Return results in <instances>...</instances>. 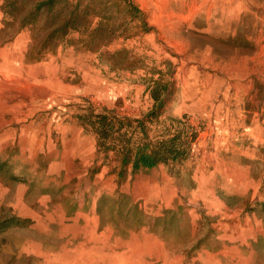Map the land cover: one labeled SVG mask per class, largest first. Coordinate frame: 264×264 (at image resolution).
<instances>
[{
    "label": "rangeland",
    "instance_id": "rangeland-1",
    "mask_svg": "<svg viewBox=\"0 0 264 264\" xmlns=\"http://www.w3.org/2000/svg\"><path fill=\"white\" fill-rule=\"evenodd\" d=\"M133 1L147 25L108 49L138 60L117 71L69 42L36 61L0 1V221L30 220L0 235V264H264V0ZM241 28L254 49L230 41ZM160 77L166 116L199 131L192 159L120 183L76 116L143 118Z\"/></svg>",
    "mask_w": 264,
    "mask_h": 264
},
{
    "label": "trees",
    "instance_id": "trees-1",
    "mask_svg": "<svg viewBox=\"0 0 264 264\" xmlns=\"http://www.w3.org/2000/svg\"><path fill=\"white\" fill-rule=\"evenodd\" d=\"M0 1L6 19L17 22L20 32L27 28L33 31L37 42L34 58L38 62L44 60L50 52H55L60 44L69 42L77 51L97 54L113 71L136 67L138 60L128 50L108 51L117 41L132 38L136 23H141V27L147 25L146 17L133 0ZM230 41L239 47L255 48L245 38L243 28ZM151 80L153 86L149 92L154 106L143 118L119 117L90 108L76 116L85 132L95 136L99 157L108 161L113 154L119 161L120 166L114 173L118 175L120 183L129 175L145 174L161 166L167 167L171 174L176 173L177 169L192 159L199 137V131L193 126L170 115L166 116L167 106L175 94L173 84L164 82L161 77ZM258 84L261 85L260 82ZM11 167L10 160H4L0 155V173H11ZM99 172V168H95L92 175ZM10 175L14 181L27 182L16 174ZM127 202L129 197L125 194L103 197L99 211L102 212L103 205L107 203L115 208ZM130 205L131 212H135L136 216L138 207L132 202ZM250 209L264 215V200L257 201ZM29 223V219L18 217L0 221V235L10 228L24 227Z\"/></svg>",
    "mask_w": 264,
    "mask_h": 264
}]
</instances>
